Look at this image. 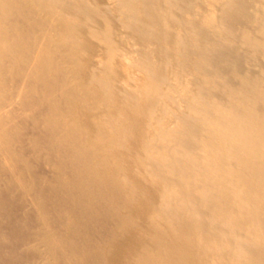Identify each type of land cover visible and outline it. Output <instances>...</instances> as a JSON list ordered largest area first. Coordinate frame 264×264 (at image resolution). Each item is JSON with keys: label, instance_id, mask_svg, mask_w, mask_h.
Instances as JSON below:
<instances>
[{"label": "bare ground", "instance_id": "1", "mask_svg": "<svg viewBox=\"0 0 264 264\" xmlns=\"http://www.w3.org/2000/svg\"><path fill=\"white\" fill-rule=\"evenodd\" d=\"M0 264H264V0H0Z\"/></svg>", "mask_w": 264, "mask_h": 264}]
</instances>
